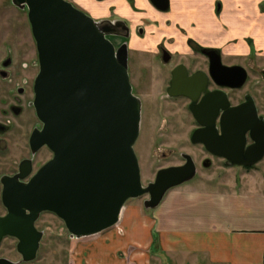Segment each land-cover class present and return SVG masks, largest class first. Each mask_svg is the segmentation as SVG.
<instances>
[{
	"label": "water",
	"instance_id": "obj_1",
	"mask_svg": "<svg viewBox=\"0 0 264 264\" xmlns=\"http://www.w3.org/2000/svg\"><path fill=\"white\" fill-rule=\"evenodd\" d=\"M151 1L161 11L170 9V0ZM13 3L28 9L40 57L34 104L44 127L33 135L32 145L47 146L54 156L28 183L5 182L9 215L0 218V240L7 234L19 237L20 251L33 260L41 213L56 214L72 238L95 236L119 224L129 200L148 195L146 208L156 209L170 190L194 180L197 169L185 155V165L160 170L145 186L135 149L142 100L131 82L128 46L117 48L101 22L69 0ZM250 130L253 126H222L220 135L206 126L192 139L233 165H254L262 158L264 140L247 149ZM21 231L30 234L29 241Z\"/></svg>",
	"mask_w": 264,
	"mask_h": 264
},
{
	"label": "crops",
	"instance_id": "obj_2",
	"mask_svg": "<svg viewBox=\"0 0 264 264\" xmlns=\"http://www.w3.org/2000/svg\"><path fill=\"white\" fill-rule=\"evenodd\" d=\"M92 1L82 9L94 18L131 21L135 30L150 28L175 45L195 38L227 55L252 54L251 43L264 50V0H170L168 15L151 0ZM255 173L243 171V180L252 181L240 186L227 180L231 190L210 191L203 184L174 188L153 215L127 205L118 226L77 249L76 262L264 264V196L253 195L264 179L254 181ZM129 247L135 250L126 256Z\"/></svg>",
	"mask_w": 264,
	"mask_h": 264
},
{
	"label": "flooded vegetation",
	"instance_id": "obj_3",
	"mask_svg": "<svg viewBox=\"0 0 264 264\" xmlns=\"http://www.w3.org/2000/svg\"><path fill=\"white\" fill-rule=\"evenodd\" d=\"M96 20L101 22V27L117 48L128 46L130 61L131 26L121 18ZM135 34L144 37V28L135 30ZM154 37L158 41L160 32H154ZM32 40V43L7 44L0 50V218L9 215L4 202L5 182L17 179L28 183L54 156L47 146L38 148L32 145L33 135L44 127L34 104L40 57L33 30ZM173 41L163 36L154 51L156 75L164 79L162 98L170 105L183 104L184 119L181 117V120H184V126H193L189 140L194 146H200L202 153L199 162L192 157L197 169L195 178L201 172L209 174L213 168L215 175L211 180H215L224 174L223 163L230 168L238 166L211 151L206 143H195L193 133L206 126H214L220 135L222 126H253L254 131L250 130L246 135V148L251 151L257 140H264V60L258 61L251 54L239 55L234 61L225 60L221 49L206 46L195 38H187L182 45H175ZM184 49L190 50L181 52ZM133 88L135 93L136 87ZM145 108L142 100L143 117ZM232 108L241 110L233 114L229 112ZM154 110L160 112V108L154 107ZM179 114H174V119ZM185 155L189 154H183L181 163L160 170L185 165ZM261 163H264V148L262 158L256 164L244 167L253 169ZM45 213H41L35 223L38 233L42 234L36 258L27 260L20 251V238L7 234L0 240V264H34L40 259L46 237L40 223ZM21 234L30 240L29 233L21 231Z\"/></svg>",
	"mask_w": 264,
	"mask_h": 264
},
{
	"label": "rangeland",
	"instance_id": "obj_4",
	"mask_svg": "<svg viewBox=\"0 0 264 264\" xmlns=\"http://www.w3.org/2000/svg\"><path fill=\"white\" fill-rule=\"evenodd\" d=\"M92 2V0H82L83 4L81 2L73 3L82 9L84 4L89 7ZM94 2L96 3V1ZM261 5L264 8V2ZM170 12H166V14L168 15ZM127 23L131 26L133 32L130 39L129 61L131 82L136 87L135 94L143 100L144 106H146L144 117H142L143 126L141 127L140 138L135 149L141 164L143 183L147 186L155 182L160 168L167 167L173 163H181L183 154H189L199 162L202 158V153L201 147L194 146L189 140L193 126H184V120H181V117L184 119V115H182L183 104L170 105L167 100L162 98L164 79L156 75L157 67L154 63V51L156 50L157 39L154 37L153 30L145 28V36H137L134 23L131 21ZM0 35V50L4 49L7 44L18 41H29L32 43V27L28 9L19 8L13 3V0H0ZM251 45L253 48L252 58L258 61L264 60V50L255 49L256 45L254 46L252 43ZM189 50L184 49L181 52L186 53ZM173 52L175 53L176 51L173 50ZM239 55L245 56L246 53L227 55L223 52L225 60L234 61L236 58L239 59ZM154 107L155 109L160 108V112L159 110H154ZM177 112H180V114L174 119L173 115ZM49 156L50 154L48 153L47 157ZM222 170L224 172L222 177H218L215 180H211V177L215 175L212 168L209 174L201 172L197 178L185 183L182 187H196L203 184L206 185L205 189L207 190L224 191L229 189L227 180H232L234 184L239 186L244 182L252 181V178L243 180L241 177L243 171L260 173L253 175L255 177L254 181H257L260 175L259 178L261 179L262 177L264 179V163L258 164L253 169L244 166L230 168L223 163ZM254 186L256 187L255 189L259 190L253 193L255 198L264 196V187L258 188L257 185ZM149 198L146 195L138 199H131L126 206H139L143 209L145 215H153L155 209H147L145 206V202ZM40 226L45 229L46 237L40 259L34 264H78L75 257L77 249H81L86 246L88 240H92L90 237L82 239L72 238L64 221L50 212L45 213ZM134 250L135 248L133 247L127 248L126 256H129ZM81 264H87V262L83 260Z\"/></svg>",
	"mask_w": 264,
	"mask_h": 264
}]
</instances>
